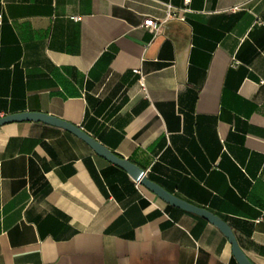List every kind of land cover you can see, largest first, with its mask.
Returning a JSON list of instances; mask_svg holds the SVG:
<instances>
[{
    "label": "crops",
    "instance_id": "obj_1",
    "mask_svg": "<svg viewBox=\"0 0 264 264\" xmlns=\"http://www.w3.org/2000/svg\"><path fill=\"white\" fill-rule=\"evenodd\" d=\"M22 113L81 128L264 264V0H0V119ZM0 264L237 262L206 220L21 122L0 127Z\"/></svg>",
    "mask_w": 264,
    "mask_h": 264
},
{
    "label": "water",
    "instance_id": "obj_2",
    "mask_svg": "<svg viewBox=\"0 0 264 264\" xmlns=\"http://www.w3.org/2000/svg\"><path fill=\"white\" fill-rule=\"evenodd\" d=\"M21 122L42 123L45 125L63 129L73 134L81 141H83L97 156L124 170L133 178L134 181L145 187L166 204L200 217L215 226L229 241L231 245L232 255L237 264H254L240 248L233 230L223 219L208 211L207 209L194 206L169 193L160 185L148 179L145 171L140 167L107 149L81 128L62 119L43 113H22L17 115H10L0 119V127L6 124Z\"/></svg>",
    "mask_w": 264,
    "mask_h": 264
},
{
    "label": "built area",
    "instance_id": "obj_3",
    "mask_svg": "<svg viewBox=\"0 0 264 264\" xmlns=\"http://www.w3.org/2000/svg\"><path fill=\"white\" fill-rule=\"evenodd\" d=\"M167 6H168L169 15L170 16H173L171 14V12H170L171 6L169 4H167ZM73 20L78 21L79 20V17H74ZM143 26L146 29H149L151 31H154L155 33H157L158 31H160V29L162 27V25L160 23H158L157 21H155L152 18L145 19V21L143 23ZM136 73H138V72L136 71ZM141 86H142V88H144L143 80H141Z\"/></svg>",
    "mask_w": 264,
    "mask_h": 264
}]
</instances>
